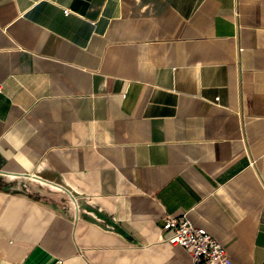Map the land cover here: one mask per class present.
<instances>
[{
	"label": "crops",
	"instance_id": "obj_1",
	"mask_svg": "<svg viewBox=\"0 0 264 264\" xmlns=\"http://www.w3.org/2000/svg\"><path fill=\"white\" fill-rule=\"evenodd\" d=\"M167 216L264 264V0H0V264H193Z\"/></svg>",
	"mask_w": 264,
	"mask_h": 264
},
{
	"label": "built area",
	"instance_id": "obj_2",
	"mask_svg": "<svg viewBox=\"0 0 264 264\" xmlns=\"http://www.w3.org/2000/svg\"><path fill=\"white\" fill-rule=\"evenodd\" d=\"M68 14L69 11H64ZM163 240L186 250L193 264H230L228 251L203 228L195 226L187 216H167Z\"/></svg>",
	"mask_w": 264,
	"mask_h": 264
},
{
	"label": "rangeland",
	"instance_id": "obj_3",
	"mask_svg": "<svg viewBox=\"0 0 264 264\" xmlns=\"http://www.w3.org/2000/svg\"><path fill=\"white\" fill-rule=\"evenodd\" d=\"M25 183H28V185H31V189L27 190V192L30 193L31 196H33L36 199H45V198H49V196H45V195H49L51 192L46 191L45 188L43 186H40L39 183L35 180H25Z\"/></svg>",
	"mask_w": 264,
	"mask_h": 264
},
{
	"label": "water",
	"instance_id": "obj_4",
	"mask_svg": "<svg viewBox=\"0 0 264 264\" xmlns=\"http://www.w3.org/2000/svg\"><path fill=\"white\" fill-rule=\"evenodd\" d=\"M18 176H20V177H23V178H34V179H39V180H41L39 177H37V176H31V175H28V174H21V175H18Z\"/></svg>",
	"mask_w": 264,
	"mask_h": 264
},
{
	"label": "bare ground",
	"instance_id": "obj_5",
	"mask_svg": "<svg viewBox=\"0 0 264 264\" xmlns=\"http://www.w3.org/2000/svg\"><path fill=\"white\" fill-rule=\"evenodd\" d=\"M12 178H13V177H12ZM12 178H11V179H12Z\"/></svg>",
	"mask_w": 264,
	"mask_h": 264
}]
</instances>
